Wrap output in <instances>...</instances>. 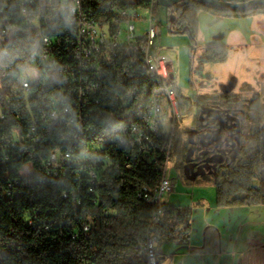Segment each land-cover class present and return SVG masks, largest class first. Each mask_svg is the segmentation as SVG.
Returning a JSON list of instances; mask_svg holds the SVG:
<instances>
[{
	"label": "trees",
	"instance_id": "trees-1",
	"mask_svg": "<svg viewBox=\"0 0 264 264\" xmlns=\"http://www.w3.org/2000/svg\"><path fill=\"white\" fill-rule=\"evenodd\" d=\"M22 1L2 0L10 15L15 12L20 28V35L11 41L17 54L42 48L40 40L31 30L25 29L27 26L20 19ZM27 1L30 13L37 14L43 7L42 0ZM81 1L85 10L91 11L101 23L111 22L116 16L112 6L137 8L141 5V2L130 4L123 0ZM159 5V1L155 2V13ZM167 9L170 30L188 33L192 39L191 49L198 40L202 11L228 17L264 14V5L219 7L202 0H183ZM51 25L53 29L49 34L55 38V43L48 50L56 57L57 65L50 72L49 86L35 85L32 90L34 97L46 96L49 100L61 101L64 96L72 97L64 94V90L68 85L65 70L73 62L74 54L60 39L62 27L58 16L53 15ZM117 32L113 30V37ZM118 50L119 55L113 61L115 66L110 65L108 89L100 97H88L90 105L84 106L85 122L90 131L79 139L63 141L69 130L61 120L50 118L45 124L43 114L49 110L31 107L29 111L22 101L9 106L6 117L0 119V148L6 139H18L19 143L6 163L0 152V190L10 181L21 180L19 196L0 199V264H145L142 247L151 235L159 239L188 241L192 208L165 202L160 206L152 205L144 200V186L155 189L171 160L185 176V167L194 153H206L207 148H212L211 138H205L208 146L205 141L196 140L197 137L193 141L189 127L176 121L171 131L159 132L160 142L149 158L137 147H125L121 141L101 146V154L108 155L97 168L99 176L95 183L91 181L88 169L82 170L75 164L88 156L95 143L111 142L112 129L121 121L134 119L142 112L151 98L153 79H159L154 71L149 73L135 65L130 73L125 70L138 64L133 44L124 43ZM229 52L227 45L208 46L198 61L201 64L224 62ZM147 57L143 51V66H149ZM130 77L132 84L127 81L122 88L121 82ZM11 84L9 79L0 76V104L6 97H13V100L16 97ZM129 85L136 91L134 97L123 100L116 97L118 93H126ZM97 98L99 104L95 102ZM74 99L68 98V103L72 105ZM195 101L200 107L198 121H205L199 124V131L209 125L204 114L210 103L220 102L229 108L228 111L242 105L249 113L245 121H230V126L240 127L236 129L238 138L234 152L223 154L216 174H205L204 183L215 186L217 205L264 204V84L247 99L222 90L213 97H196ZM16 112L21 113L20 117ZM54 150L73 155L74 164L66 167V173L47 172V161ZM31 218L33 224L29 223Z\"/></svg>",
	"mask_w": 264,
	"mask_h": 264
},
{
	"label": "built area",
	"instance_id": "built-area-1",
	"mask_svg": "<svg viewBox=\"0 0 264 264\" xmlns=\"http://www.w3.org/2000/svg\"><path fill=\"white\" fill-rule=\"evenodd\" d=\"M126 3H139L137 8L116 7L111 9L116 16L111 22L101 23L91 11L85 10L81 0H42V8L37 14L28 11V1L23 0L19 10L20 19L27 30L40 40L42 48L39 51L32 50L29 53H15L11 41L20 35V28L16 22L15 12L9 14V10L0 0V76L9 79L11 88L16 97H6L0 104V119L6 117L9 106L16 102H25L26 109L31 107L45 109L49 112L43 114V121L47 124L50 118L61 120L67 127L68 134L65 142L74 137L79 139L81 135L90 131L86 125L84 106H89L88 97H100L108 89L111 79V66L114 59L119 55V48L124 47V42H131L134 46V57L138 64H132L126 69L133 70V65L140 70L158 71L159 79H153V90L150 100L140 114L131 120L121 121L112 129L111 142L95 143L86 158L75 164L80 168L88 169L91 181L95 183L99 176L97 168L101 165L103 157L101 146L114 145V141L124 142V146H134L141 150L148 158L154 155V147L159 140V123L173 113V118L168 121V126L174 128V117L186 114L188 102L176 87V66L173 57L167 52H159L150 59V66H143L141 53L150 50L160 34V23L154 12L155 2L159 0H123ZM53 15L58 16L61 24V36L69 48L73 50L74 60L65 70L67 76V89L64 94L72 97H62L49 100L46 96L34 97L33 86L47 87L51 82L50 72L57 65L56 57L48 48L55 43L49 32ZM117 21H124V28H117ZM19 28V29H18ZM113 30H121V37H113ZM140 57V58H139ZM114 69V68H113ZM160 79H168L169 91H160ZM130 82L132 77L121 82V87ZM125 82V83H124ZM126 89V93H118L116 97H134L135 90ZM69 89V90H68ZM18 94V95H17ZM21 94L22 96L20 97ZM75 98L74 103H68V98ZM43 98V100H41ZM39 101V102H38ZM38 102V103H37ZM97 104L100 99L95 100ZM40 103V104H39ZM76 108V109H75ZM93 112V111H92ZM105 111L102 113V115ZM21 113L16 112L20 117ZM18 139L4 140L0 148L4 155L3 163L11 160L12 149L18 147ZM14 154V153H13ZM74 164L73 155L70 152L62 153L54 150L47 161V172L66 173V167ZM59 170V171H58ZM176 179L167 176V182L160 183L155 189L145 188V201L160 206L167 193L173 191ZM20 179L10 181L6 187L0 190L1 198L19 196L18 190ZM29 223L33 224L32 218ZM159 238L155 235L150 239L149 247H142L145 264H159L157 244Z\"/></svg>",
	"mask_w": 264,
	"mask_h": 264
},
{
	"label": "crops",
	"instance_id": "crops-1",
	"mask_svg": "<svg viewBox=\"0 0 264 264\" xmlns=\"http://www.w3.org/2000/svg\"><path fill=\"white\" fill-rule=\"evenodd\" d=\"M199 20L195 48L229 46L228 60L237 59L248 70L245 81L255 85L258 79L262 86L264 14L228 17L202 11ZM194 204L188 241L159 239V264H264V204L221 207L216 199L209 207L200 200Z\"/></svg>",
	"mask_w": 264,
	"mask_h": 264
},
{
	"label": "rangeland",
	"instance_id": "rangeland-1",
	"mask_svg": "<svg viewBox=\"0 0 264 264\" xmlns=\"http://www.w3.org/2000/svg\"><path fill=\"white\" fill-rule=\"evenodd\" d=\"M155 15L160 23V34L151 46L148 55L152 58L161 51L172 55L176 66L175 84L189 106L186 114L174 117V126L175 122L178 121V124L189 127L190 136L193 141L194 137H197L196 140L204 142L205 132L204 130L199 131V124H204L205 121H198L199 108L195 98L213 97L222 91V86L230 84L235 79L237 83L231 91L237 97L247 99L260 90L261 82L257 79L255 85L252 82L247 83L248 81H245L244 75H247L248 70L234 58L227 59L224 62L201 64L198 58L202 51L195 47L190 48L192 45L191 36L188 33H174V31L170 30L168 9L160 4ZM263 68L261 69L263 70ZM250 74L255 75L256 78L259 76L254 70L250 71ZM210 105L224 112H230L228 111L229 108L220 102L211 103ZM242 109L248 112L245 106H242ZM233 111L231 110V112ZM172 118L173 113L171 112L164 119L165 121L162 123L164 133L171 131L172 126H168V121ZM205 144L208 146L207 140ZM201 153H204V151ZM222 156L223 153L217 155L216 158L220 160ZM174 163L175 161L171 160L165 166L164 177H173L178 181L173 191L165 195L164 201L166 204L189 206L192 208V211L196 207V204L193 205V202L196 200L204 201L207 207L214 204L216 199L215 186L210 183H204L205 176L203 174L197 175V177L193 175L188 177L186 173L184 176L175 168Z\"/></svg>",
	"mask_w": 264,
	"mask_h": 264
},
{
	"label": "flooded vegetation",
	"instance_id": "flooded-vegetation-1",
	"mask_svg": "<svg viewBox=\"0 0 264 264\" xmlns=\"http://www.w3.org/2000/svg\"><path fill=\"white\" fill-rule=\"evenodd\" d=\"M210 104L206 106V111L204 114L207 123L209 124L208 127L204 130V138L212 139L210 141V144H212V148H207L206 153L205 151L204 153H194L193 159L185 167V171L187 168L186 173L189 176L193 175L197 177V175L201 174L205 176L207 172L216 174L215 170L218 163L224 159V156H222V159L220 160L217 159V155L221 153H223L225 156L226 154H231V151H233V146H236V139L238 138L236 137V129L240 127L230 126V121H233L234 123H237L240 120L245 121L246 117L249 114L248 112H245L244 109H242V106L237 107L233 112L230 111L229 113H227L220 110L219 108L216 109L215 106ZM199 113L200 111L198 109V114ZM213 148L219 151L216 152L215 150H213ZM203 154L206 157L203 158ZM202 170H204V172L198 173V171Z\"/></svg>",
	"mask_w": 264,
	"mask_h": 264
},
{
	"label": "water",
	"instance_id": "water-1",
	"mask_svg": "<svg viewBox=\"0 0 264 264\" xmlns=\"http://www.w3.org/2000/svg\"><path fill=\"white\" fill-rule=\"evenodd\" d=\"M183 0H159L160 4L165 6L166 8H171L178 2ZM208 4L219 6V7H249L253 5H264V0H244V1H228V0H202ZM171 19H174V15L172 14ZM236 80L230 84L222 86L223 91H231L233 87H235ZM208 167V166H207ZM215 167V166H214ZM187 171V168H186ZM204 172L198 171V173Z\"/></svg>",
	"mask_w": 264,
	"mask_h": 264
},
{
	"label": "bare ground",
	"instance_id": "bare-ground-1",
	"mask_svg": "<svg viewBox=\"0 0 264 264\" xmlns=\"http://www.w3.org/2000/svg\"><path fill=\"white\" fill-rule=\"evenodd\" d=\"M118 24H119V28H124V22L123 21H119ZM114 37H121V30H118L117 35L114 36ZM124 43L131 44V42H124ZM144 52L148 56L147 57L148 58V65L150 66V59H152V58L148 55L149 50H145ZM154 72L159 77V72L158 71H154ZM160 91H169L168 79H160ZM162 128H163L162 123H159V132L161 130H163ZM165 182H167V178L163 177V179L161 180L160 183H165ZM144 197H145V193H144ZM150 239H152V235L146 239V241L144 243L145 244L144 247H149Z\"/></svg>",
	"mask_w": 264,
	"mask_h": 264
}]
</instances>
